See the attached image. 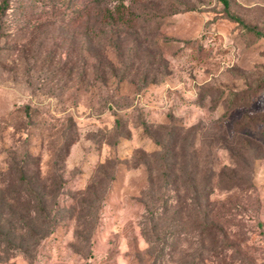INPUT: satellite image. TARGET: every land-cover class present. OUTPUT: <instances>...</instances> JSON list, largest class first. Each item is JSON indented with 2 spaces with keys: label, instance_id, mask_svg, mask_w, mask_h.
Instances as JSON below:
<instances>
[{
  "label": "rangeland",
  "instance_id": "obj_1",
  "mask_svg": "<svg viewBox=\"0 0 264 264\" xmlns=\"http://www.w3.org/2000/svg\"><path fill=\"white\" fill-rule=\"evenodd\" d=\"M0 5V264H264L263 36L218 0Z\"/></svg>",
  "mask_w": 264,
  "mask_h": 264
},
{
  "label": "trees",
  "instance_id": "obj_2",
  "mask_svg": "<svg viewBox=\"0 0 264 264\" xmlns=\"http://www.w3.org/2000/svg\"><path fill=\"white\" fill-rule=\"evenodd\" d=\"M218 1L222 4V7H223V9H224L226 15H227L230 19L236 21L237 23L243 24V26H244L247 30L252 31L254 34H257V35H260V36H263V37H264V32H262V31L256 29L254 26H251V25H248V24H244L243 21H242V19H241L238 15L233 14V13H231V12L229 11V8H228L229 0H218ZM2 3H3V0H2ZM2 5H5V3L2 4ZM2 5H0V11L3 9V6H2ZM114 10L116 11V9H114ZM107 11H108V12H107L108 15L112 16V12L109 11V10H107ZM116 15L121 16L122 13H121V12H118ZM146 164H148V163L146 162ZM170 165H171V164H170ZM151 180H152V179H151ZM151 180L149 179L148 182L151 183ZM147 196H148V198L150 197V198H149L150 203H153V202L156 200V198H157V195H156L155 197H153L154 195L148 194ZM156 210H157V206H152V209L150 210V213H155ZM148 211H149V210H148ZM45 232H46V229H43V228H42L41 231H40V235H43Z\"/></svg>",
  "mask_w": 264,
  "mask_h": 264
}]
</instances>
